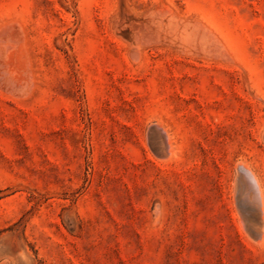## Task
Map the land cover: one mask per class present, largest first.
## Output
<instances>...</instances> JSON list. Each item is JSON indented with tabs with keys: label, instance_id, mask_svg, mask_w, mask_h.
I'll list each match as a JSON object with an SVG mask.
<instances>
[{
	"label": "rangeland",
	"instance_id": "rangeland-1",
	"mask_svg": "<svg viewBox=\"0 0 264 264\" xmlns=\"http://www.w3.org/2000/svg\"><path fill=\"white\" fill-rule=\"evenodd\" d=\"M239 162L264 0H0V264H264Z\"/></svg>",
	"mask_w": 264,
	"mask_h": 264
},
{
	"label": "bare ground",
	"instance_id": "bare-ground-1",
	"mask_svg": "<svg viewBox=\"0 0 264 264\" xmlns=\"http://www.w3.org/2000/svg\"><path fill=\"white\" fill-rule=\"evenodd\" d=\"M165 137L166 134H165ZM168 139V138H167ZM168 142H170L169 140H167ZM166 150V149H165ZM168 150V149H167ZM238 166V172H241V177L242 179L245 180V182L249 185V192L247 193L246 195V199L247 200H244L242 197H239V200L241 201V208L246 210V211H249V213L251 212L253 214V218L256 220L257 224L259 225L260 227V220L257 215L260 213L262 214V217H263V220H264V199L261 197V190H260V184H258L257 180H256V177H254V173L252 174L248 168H244L247 167L245 164H240V162L237 164ZM243 165V167H242ZM241 166V167H240ZM236 167V168H237ZM240 177V176H239ZM238 183V182H237ZM245 183V184H246ZM248 191V190H246ZM239 194V193H238ZM241 194V193H240ZM251 201V202H249ZM239 202V201H238ZM240 204V203H239ZM246 213V212H245ZM243 216L246 215V214H242ZM249 218V217H248ZM252 218V217H251ZM262 220V221H263ZM249 222V221H248ZM250 223V222H249ZM263 225V223H262ZM261 228V227H260ZM259 229V228H258ZM262 229V228H261ZM261 229L258 230V233L256 236H263L264 234H262L261 232ZM256 231V230H255ZM263 233H264V230H263ZM256 234V233H255ZM254 234V235H255ZM264 238V237H263Z\"/></svg>",
	"mask_w": 264,
	"mask_h": 264
}]
</instances>
